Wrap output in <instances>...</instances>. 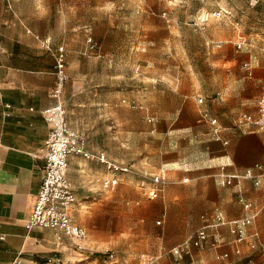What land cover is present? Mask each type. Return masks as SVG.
<instances>
[{
	"label": "crops",
	"instance_id": "crops-1",
	"mask_svg": "<svg viewBox=\"0 0 264 264\" xmlns=\"http://www.w3.org/2000/svg\"><path fill=\"white\" fill-rule=\"evenodd\" d=\"M67 8L60 0H0V264H8L15 257L20 258V264H38L53 254L61 256L65 264H101V255L93 252L89 240L90 225L87 222L86 228L74 217L78 206L88 209L79 186L86 194L105 190L100 179L110 173L95 158L72 155L67 167V178L78 202L71 207L70 215L87 231L86 251L77 250L74 240L61 230L25 227L40 187L50 130L41 111L57 101L50 93L54 83L52 50L43 48L39 37L51 35L52 48L60 44L49 20L57 14H68ZM42 21L44 28L39 25ZM222 60L228 68L217 72L218 80L200 91L202 104L184 105L183 124L175 134L184 141L197 140L199 151L191 157H178L176 166L168 161L161 173H152L162 178L158 191L161 223L156 227L151 213L139 218L145 253L135 264L157 255L160 264H175L170 249L204 224L214 223L218 212L227 223L207 227V241L192 248L183 261L264 264V129L238 122L243 114L257 113V99L264 94V54L243 59L240 64H246L245 68L234 56ZM218 63L222 66L223 62ZM67 96L68 81L60 98L68 123ZM204 112L207 117L202 116ZM211 118H215V125L210 123ZM142 173L144 178L151 175L147 170ZM223 176H232L231 182L222 184ZM138 184L145 193L153 186L145 179ZM253 214L249 224L241 225L243 239L235 242L228 222ZM113 264L123 261L117 258Z\"/></svg>",
	"mask_w": 264,
	"mask_h": 264
},
{
	"label": "rangeland",
	"instance_id": "rangeland-1",
	"mask_svg": "<svg viewBox=\"0 0 264 264\" xmlns=\"http://www.w3.org/2000/svg\"><path fill=\"white\" fill-rule=\"evenodd\" d=\"M60 2L68 14L51 16L49 25L68 56V124L86 150L136 170L112 190L86 194L79 186L88 209L78 206L74 217L90 225L101 264H111L103 261L105 249L135 264L145 253L139 218L151 213L154 225L161 223L159 193L149 198L139 186L150 181L142 171L161 173L166 162L176 166L178 157L199 151L197 140L175 135L182 109L197 104L200 91L228 68L223 57L234 56L239 65L264 54V0Z\"/></svg>",
	"mask_w": 264,
	"mask_h": 264
},
{
	"label": "built area",
	"instance_id": "built-area-1",
	"mask_svg": "<svg viewBox=\"0 0 264 264\" xmlns=\"http://www.w3.org/2000/svg\"><path fill=\"white\" fill-rule=\"evenodd\" d=\"M39 40L43 48L52 50L54 83L50 93L57 101L54 105L41 111L43 118L50 125V130L44 146V165L40 187L32 211L25 222V227L28 230L33 227L61 230L74 240L76 249L83 252L87 250L85 245L87 231L83 226L77 224L70 215V209L76 198L67 178L68 158L72 155H81L85 158H95L100 164H103L110 173L100 179V184L105 190L113 188L118 183L119 174H131L135 170L130 164L108 159L102 152L92 154L86 150L83 138L65 120V109L60 101L68 78L66 48L63 44H57L52 48L49 37H39ZM90 41L91 38L89 37L87 42L90 43ZM237 46L240 47L241 43H237ZM89 47L93 48L94 43L91 42ZM203 101V96L198 95L196 97L198 104H202ZM202 116L207 117V113L204 112ZM238 122L240 124H254L258 128L264 129V94H261L257 99V113L255 115L243 114L239 117ZM210 123L215 125V118H211ZM216 131L217 128L214 127V132ZM231 178L232 176H223L221 183L229 184ZM149 180L152 181L153 186L147 191V195L153 198L159 191L162 178L160 174H151ZM245 207H248L247 203ZM253 217L254 214L228 222L232 224L231 231L236 235L235 242H240L243 239L241 225L249 224ZM156 223L159 224L160 220H157ZM226 223L224 217L218 212L215 215L214 223L204 224L183 241L174 245L170 249V253L175 258V264H191V262H184L183 258L191 253L192 248L204 245L208 238L207 227ZM104 253V262L115 263L117 261L114 250L105 249ZM159 258L160 256H151L143 264H160ZM20 263V258L15 257L8 264ZM38 264H65V262L61 256L53 254Z\"/></svg>",
	"mask_w": 264,
	"mask_h": 264
},
{
	"label": "bare ground",
	"instance_id": "bare-ground-1",
	"mask_svg": "<svg viewBox=\"0 0 264 264\" xmlns=\"http://www.w3.org/2000/svg\"><path fill=\"white\" fill-rule=\"evenodd\" d=\"M204 14V13H203Z\"/></svg>",
	"mask_w": 264,
	"mask_h": 264
}]
</instances>
